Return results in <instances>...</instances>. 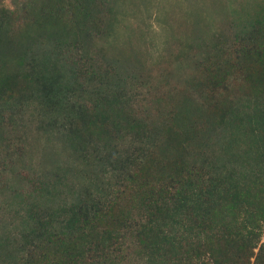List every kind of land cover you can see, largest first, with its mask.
Returning <instances> with one entry per match:
<instances>
[{
	"label": "trees",
	"instance_id": "1",
	"mask_svg": "<svg viewBox=\"0 0 264 264\" xmlns=\"http://www.w3.org/2000/svg\"><path fill=\"white\" fill-rule=\"evenodd\" d=\"M5 1L0 135L20 127L13 102L29 91L39 128L66 157L32 175L26 192L12 188L22 200L10 232L0 231V264H264V86L207 120L188 103L168 119L138 114L131 71L91 54L118 0L71 4L67 30L25 34L17 50ZM256 34L264 18L240 21L230 38L245 54ZM216 66L223 84L228 68Z\"/></svg>",
	"mask_w": 264,
	"mask_h": 264
},
{
	"label": "rangeland",
	"instance_id": "2",
	"mask_svg": "<svg viewBox=\"0 0 264 264\" xmlns=\"http://www.w3.org/2000/svg\"><path fill=\"white\" fill-rule=\"evenodd\" d=\"M85 1L19 0L14 6V0H6L20 27L13 49L25 34L28 42L47 29L67 30L71 4ZM114 17L112 31L94 38L91 54L102 62L116 60L121 69L131 71L130 84L138 90L132 104L138 114L148 110L168 119L167 113L188 103L199 108L198 119L207 120L242 94L264 86V62L256 52L264 49V35L247 42L250 51L245 54L238 53L240 45L230 38L240 21L264 18V0H118ZM218 64L228 68L223 84L216 82ZM17 95L14 107L18 102L24 115L20 127L8 125L0 135V231L6 233L22 200L12 188L26 192L32 175L48 172L66 157L59 140L39 128L37 96L29 91ZM127 199L131 201L130 193Z\"/></svg>",
	"mask_w": 264,
	"mask_h": 264
}]
</instances>
